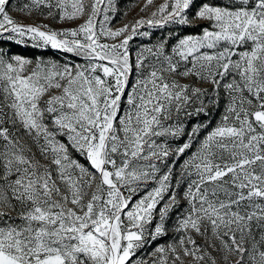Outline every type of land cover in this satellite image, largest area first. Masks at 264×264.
I'll use <instances>...</instances> for the list:
<instances>
[{
  "label": "snow or ice",
  "instance_id": "6c2138e0",
  "mask_svg": "<svg viewBox=\"0 0 264 264\" xmlns=\"http://www.w3.org/2000/svg\"><path fill=\"white\" fill-rule=\"evenodd\" d=\"M137 7L0 0V264H264V0Z\"/></svg>",
  "mask_w": 264,
  "mask_h": 264
},
{
  "label": "rangeland",
  "instance_id": "374dc122",
  "mask_svg": "<svg viewBox=\"0 0 264 264\" xmlns=\"http://www.w3.org/2000/svg\"><path fill=\"white\" fill-rule=\"evenodd\" d=\"M25 2H27V0H10V4L13 7H18V6H22ZM134 0H118V7L120 9V12L117 13L116 17L114 20H112L111 22V26L112 27H119L121 26L123 23L127 22L128 20H131L134 16H136V13L139 12V8H134L131 12H129L127 17L123 16V12L125 10H127V6L131 3H133ZM157 2L159 3L160 0H157ZM14 17H16L17 19L23 20L24 22H31L32 18L29 17H25L23 14L16 12V11H12L11 13ZM80 21L77 22H66L65 24H56L53 23L52 27L54 28H62V27H74L76 26L77 23H79ZM152 36L151 38H144V37H136L134 38L132 41H130V46H131V50L133 53V57L135 55V51L142 45H149L152 43H155L159 37L162 34L166 35V31L160 30V29H152ZM196 32H199V29L196 28H186V29H182L180 30V34L184 35V34H194ZM5 47H9L11 48V51L13 53H19V54H23L25 56L28 57H37V56H43L45 59L51 58V59H60L62 62V57L61 54L55 50L52 49H37V48H33L30 46V44L28 46H17L12 42H9L7 44L4 45ZM82 62V61H81ZM168 239V237H165L164 239H161L160 241H158V243H163L165 242V240Z\"/></svg>",
  "mask_w": 264,
  "mask_h": 264
}]
</instances>
